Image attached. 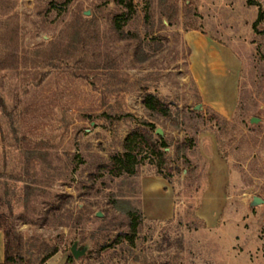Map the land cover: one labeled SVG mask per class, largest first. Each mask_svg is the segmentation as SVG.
<instances>
[{"label":"rangeland","instance_id":"rangeland-1","mask_svg":"<svg viewBox=\"0 0 264 264\" xmlns=\"http://www.w3.org/2000/svg\"><path fill=\"white\" fill-rule=\"evenodd\" d=\"M131 2L0 0V223L11 255L264 264V0ZM187 33L238 58L231 110L201 96ZM147 94L165 112L147 109ZM134 131L151 144L134 174L112 175ZM147 185L170 203L153 195L146 214ZM254 196L263 202L251 206ZM74 241L88 245L77 260Z\"/></svg>","mask_w":264,"mask_h":264},{"label":"crops","instance_id":"crops-1","mask_svg":"<svg viewBox=\"0 0 264 264\" xmlns=\"http://www.w3.org/2000/svg\"><path fill=\"white\" fill-rule=\"evenodd\" d=\"M190 47L192 48L190 68L194 81L196 82L201 96L204 98H218L219 103L215 100L212 106L220 107L221 110H231L235 103L236 95V75L240 66L238 58L229 50L206 37L188 35ZM219 108V107H218ZM215 159L214 162H217ZM160 185V184H159ZM159 185L150 187L147 185L143 189L142 200L143 209L148 214L147 203L153 195L162 196L170 203L167 192L162 191ZM160 188V189H159ZM163 192V193H162ZM223 193L221 189L216 191L214 208H219ZM171 213L168 215V217ZM155 218V216H149ZM5 260V236L0 230V264Z\"/></svg>","mask_w":264,"mask_h":264},{"label":"trees","instance_id":"trees-1","mask_svg":"<svg viewBox=\"0 0 264 264\" xmlns=\"http://www.w3.org/2000/svg\"><path fill=\"white\" fill-rule=\"evenodd\" d=\"M122 3H124L125 7L130 9L132 8V2L131 0H120ZM117 26L121 27V25L117 22ZM143 103L145 107L152 111H162L165 112V109L163 108V104L152 94H147L144 99ZM158 140L163 141V138L161 136H158ZM150 145L151 141L150 139L144 134L142 131H134L130 133L124 142L123 145V152L115 155L111 159V166H109L110 173L112 175L118 176L124 173L128 174H134L136 171V167L139 164L141 157H139L140 153L143 150V147L145 145ZM1 216V215H0ZM131 217V231L132 233H135L137 231V227L139 222L138 217H135L133 213H130ZM0 230L3 231L5 236V260L4 264H18L15 261L14 255H11L10 253V242H9V232L10 229L0 223ZM124 237H128L130 241L133 240L132 236H129L127 234L123 235ZM71 259V257H68V261Z\"/></svg>","mask_w":264,"mask_h":264},{"label":"water","instance_id":"water-1","mask_svg":"<svg viewBox=\"0 0 264 264\" xmlns=\"http://www.w3.org/2000/svg\"><path fill=\"white\" fill-rule=\"evenodd\" d=\"M197 108H198V107H196V109H197ZM250 122H252V123H256V122H258V119H256V118H251V119H250ZM155 133L158 134L159 136H162V131H161L160 128H156ZM262 202H263L262 199H260V198L257 197V196H254L253 199H252V201H251V203H250V205H251V206H254V205H257V204L262 203ZM97 215L100 216V213H97ZM87 249H88V245L78 246L77 241H74V242L71 244V246H70V253H71L72 257H73L75 260H77V259H79L80 257H82L83 255H85Z\"/></svg>","mask_w":264,"mask_h":264}]
</instances>
